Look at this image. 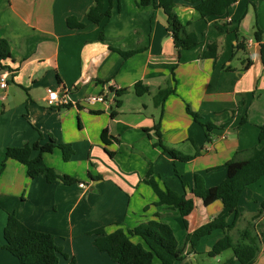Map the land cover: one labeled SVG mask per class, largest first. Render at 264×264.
<instances>
[{
	"label": "crops",
	"instance_id": "crops-1",
	"mask_svg": "<svg viewBox=\"0 0 264 264\" xmlns=\"http://www.w3.org/2000/svg\"><path fill=\"white\" fill-rule=\"evenodd\" d=\"M174 1L178 18L191 22L200 39L198 46L180 52L167 14L153 4L115 1L112 14L94 23L87 18L94 0H0V37L11 49V56L0 62V82L6 77V86L0 85V167L7 147L54 138L70 144L74 154L66 161L55 148L43 154L44 161L77 179L65 183L49 182L42 174L30 177L23 163L7 159L0 173V244L5 243L10 212L29 227L55 236L68 255L59 264L71 258L77 264H118L94 245L91 232L100 228L111 233L152 221L167 223L185 248L181 261L191 264L209 254L224 235L216 229L193 248L188 242L191 233L223 209L221 200L206 205L194 194V178L200 174L207 187L215 186L226 177L227 161L245 158L262 145L264 62L255 30L258 24L264 31V0H236L224 15L205 18L194 4ZM70 17L84 26H69ZM212 43L218 46L217 57H205ZM137 48L141 50L124 56ZM137 83L149 91L138 95ZM168 86L175 92L156 105L155 95ZM50 88H66L74 103L50 104ZM123 89L112 102V91ZM101 93L109 101H82ZM187 105L201 115L200 121ZM158 122L164 144L189 160L175 159L156 144L150 129ZM201 122L212 123V130L207 132ZM38 154L34 150L32 156ZM262 178L244 190L241 216L231 231L234 235L239 230L242 219L247 226L256 225L262 249L255 264H264V228L257 227L264 220V211L257 217L264 192L255 185ZM151 180L193 198L192 212L183 217L159 203ZM132 239L143 242L137 235ZM232 257L233 251L223 262ZM19 263L0 247V264Z\"/></svg>",
	"mask_w": 264,
	"mask_h": 264
},
{
	"label": "trees",
	"instance_id": "trees-1",
	"mask_svg": "<svg viewBox=\"0 0 264 264\" xmlns=\"http://www.w3.org/2000/svg\"><path fill=\"white\" fill-rule=\"evenodd\" d=\"M106 1L108 6L106 7ZM120 0H94V3L87 12V18L100 23L105 17L112 14L114 2ZM194 4L203 18L207 16L224 15L228 8L236 0H186ZM140 5H150L161 7L168 16V30L174 39L178 51L194 48L199 45L198 34L192 28V23H183L175 11L174 0H138ZM68 25L71 27H83L84 24L76 18H68ZM237 32V27L235 28ZM255 39L260 42L262 60L264 62V31L256 25ZM141 48L124 52L125 57H129ZM218 46L212 43L204 52L205 57H217ZM11 56V49L7 39L0 37V62ZM2 67H5L1 64ZM138 95H143L149 91L148 87L137 83L134 86ZM118 96L125 89L116 90ZM175 92L173 86L160 89L155 95V103L158 106L164 104L166 98ZM120 102L118 101V105ZM187 111L200 121L201 115L192 110L187 105ZM114 114V113H113ZM207 132L213 128L210 122H201ZM160 122L156 123L150 130L154 131L157 137L156 144L175 159L189 160L191 157L182 155L174 148L164 144L161 137ZM102 138L107 144V130H103ZM259 139L262 142L260 147H253L248 151L245 158H233L225 163L227 168L226 177L217 185L207 187L200 174L195 175L193 192L196 196L202 198L206 205L216 200L223 202V209L220 214L212 221L197 228L188 236V242L191 247H195L198 241L205 235L212 233L216 229H222L224 235L213 245L210 255H218L225 250H232L233 257L229 259L228 264L238 261L240 264H255L257 256L261 251L262 238L257 232L256 225L251 223L244 229L241 236L236 240L231 231L237 225L241 216L239 210V201L244 190L251 184L257 182L264 176V124L260 126ZM55 148H60L64 160L68 161L74 154V149L70 144L57 142L54 138L45 144L39 141L33 144L26 143L23 146H9L4 152V159L1 163L0 173L5 167L7 159H15L23 163L27 168V174L30 177L44 175L49 182L62 180L65 183H73L77 179L67 174L58 172L54 167L49 166L43 158L45 152H52ZM38 150L39 154L32 156L33 151ZM151 183L159 197V203L166 204L179 210L185 217L194 209L193 198H188L186 193L177 192L171 188H161L159 184L151 180ZM185 186V185H184ZM264 211V202L257 217ZM233 220L229 222V218ZM256 218V217H255ZM187 225V220L184 218ZM260 225V224H259ZM259 225L257 227H259ZM94 235V245L101 252H106L110 258L118 264H174L178 260L184 259V246H180L173 228L163 222L152 221L141 223L133 229L125 230L118 228L114 232L107 233L105 229L100 228L91 232ZM133 235L141 237L143 242H136L132 239ZM5 243L0 244L19 259V264H59L61 256L68 258L67 253L56 242L55 236L46 231L37 230L29 227L22 222L15 212H10L4 228ZM68 264H77L75 258H71Z\"/></svg>",
	"mask_w": 264,
	"mask_h": 264
},
{
	"label": "built area",
	"instance_id": "built-area-1",
	"mask_svg": "<svg viewBox=\"0 0 264 264\" xmlns=\"http://www.w3.org/2000/svg\"><path fill=\"white\" fill-rule=\"evenodd\" d=\"M0 85L2 87L6 86V77H3L1 79ZM112 92L114 94L112 99L113 102L118 97V94L116 90H113ZM48 100L50 104H55V105H70L73 102L70 98L69 91L66 88L48 89ZM82 101L89 104H95L97 102H107L109 101V99L104 93H101V94L87 95ZM79 185L82 187H86V183L84 182H81Z\"/></svg>",
	"mask_w": 264,
	"mask_h": 264
},
{
	"label": "rangeland",
	"instance_id": "rangeland-1",
	"mask_svg": "<svg viewBox=\"0 0 264 264\" xmlns=\"http://www.w3.org/2000/svg\"><path fill=\"white\" fill-rule=\"evenodd\" d=\"M263 179V178H262ZM256 187H258L260 190H262L264 192V180H261V182H258L255 184ZM260 207L262 208V203L260 204ZM249 220V219H247ZM247 227V223L245 221V219H242L238 225V229L237 232L234 233V238L237 240L240 236L241 233L244 229H246ZM258 228H264V220L262 221V223L260 222V225ZM2 236H3V231H2ZM262 249V246H261ZM232 253L231 250H226L224 252H222L221 254L218 255H210L208 253H205L204 255H202L201 257H196V259H192V264H196V262H198V264H225L223 261ZM259 256V254H258ZM257 256V258H258ZM257 260V259H256ZM175 264H191V261H181L178 260L175 262ZM231 264V263H230Z\"/></svg>",
	"mask_w": 264,
	"mask_h": 264
}]
</instances>
